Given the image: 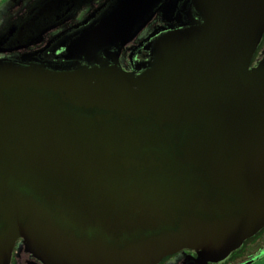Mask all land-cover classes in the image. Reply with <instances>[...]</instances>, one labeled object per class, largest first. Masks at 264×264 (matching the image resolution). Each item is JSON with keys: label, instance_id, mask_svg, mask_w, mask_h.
<instances>
[{"label": "water", "instance_id": "water-1", "mask_svg": "<svg viewBox=\"0 0 264 264\" xmlns=\"http://www.w3.org/2000/svg\"><path fill=\"white\" fill-rule=\"evenodd\" d=\"M93 1L0 33V264L225 260L264 229V0H105L44 43Z\"/></svg>", "mask_w": 264, "mask_h": 264}, {"label": "flooded vegetation", "instance_id": "flooded-vegetation-1", "mask_svg": "<svg viewBox=\"0 0 264 264\" xmlns=\"http://www.w3.org/2000/svg\"><path fill=\"white\" fill-rule=\"evenodd\" d=\"M6 1H8V0H1L0 6L3 5ZM97 1L98 0H95V1L87 4L86 6H84L79 11L78 15L75 18L71 19L69 22L64 24L61 28H65L64 31H66V30L78 25L79 23L76 25L70 26L74 22V20L78 21V17H79V19H81V17H83L86 12H89L88 15L84 16V18L82 19V21L85 20L90 14H92L97 9L96 8L94 11H92V9H91L97 5ZM34 5L35 4L29 3L26 10L24 11V13L21 16H24L25 14H27L34 7ZM157 23L159 24V22L158 21L156 22V19H155L148 26V28L146 30L151 28V26H154L153 30H155ZM64 31H62V32H64ZM140 42L135 43L134 47H137ZM36 49H38V48H36ZM260 51H262V52L264 51V38H263V41H262L258 51L256 52V54L254 56L252 65H255L257 63V60L260 58V57L256 58V55ZM128 53H130L128 55L129 61H133V62L142 61V60H144V57L147 56V53L143 50H140V52L137 53V55L135 57H132L133 55H132L131 50L126 51L124 56L127 57ZM263 258H264V229L260 233L255 235L254 237L245 241L240 249H238L237 251H234L225 260H222L219 262H213V261L204 262V261L199 260L198 254L196 252L191 251V250H183V251H180L176 254H173V255H170V256L164 258L159 264H254V263L262 260ZM14 262L15 261L13 259V263ZM26 263L28 264V261H26Z\"/></svg>", "mask_w": 264, "mask_h": 264}, {"label": "rangeland", "instance_id": "rangeland-1", "mask_svg": "<svg viewBox=\"0 0 264 264\" xmlns=\"http://www.w3.org/2000/svg\"><path fill=\"white\" fill-rule=\"evenodd\" d=\"M1 1V0H0ZM38 0H8L6 1L3 5L0 6V33L5 30L8 26H10L12 23L16 22L21 15L24 13V11L26 10L28 4H35ZM105 0H98L97 1V5L94 6L92 9V11H94L96 8H98ZM33 2V3H32ZM89 12H86L84 14V16L88 15ZM81 17V19H79L78 17V21L74 20V22L70 25H76L78 23H80L82 21V19L84 18ZM157 25H159L157 23ZM156 25V27H157ZM153 27L151 26V28H149L148 30H146L137 40L136 43L140 42L141 40L147 38V36H149V34H151L153 32ZM65 28H59L53 32H51L44 40V43L46 44L47 42H49L52 38H54L56 35H58L59 33H61L62 31H64ZM135 44H132L131 46H129L130 49H132V47H134ZM36 48H33L32 50L34 51ZM31 50H28L27 52H30ZM26 52V53H27ZM262 51H260L257 55L256 58H259L261 56ZM25 53V52H24ZM130 53L127 54V57L123 56L122 58V65L124 66V68L128 69V67H130V61L128 58V55ZM17 54H15L16 56ZM21 55V54H20ZM7 56H11V55H2L0 54V58H4ZM14 56V55H13ZM14 263L13 264H27L26 261H28V264L33 262V259L24 251L23 249V245L22 243L18 246L17 249H15L14 251ZM254 264H264V258Z\"/></svg>", "mask_w": 264, "mask_h": 264}]
</instances>
